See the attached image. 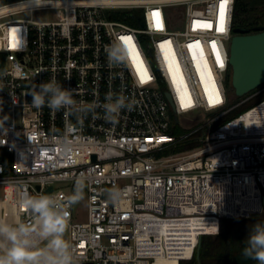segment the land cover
Segmentation results:
<instances>
[{"label":"built area","instance_id":"built-area-1","mask_svg":"<svg viewBox=\"0 0 264 264\" xmlns=\"http://www.w3.org/2000/svg\"><path fill=\"white\" fill-rule=\"evenodd\" d=\"M221 2L0 0V220L34 224L21 201L43 196L67 214L72 264H181L224 218L264 213V127L245 116L264 99L220 121L264 83L229 104L235 0L223 31ZM123 36L147 83L128 50L119 63L123 51L109 49ZM53 79L72 90L82 125L32 106L29 93ZM198 109L206 120L182 131L180 117ZM73 195L87 197L86 219H74Z\"/></svg>","mask_w":264,"mask_h":264},{"label":"clouds","instance_id":"clouds-1","mask_svg":"<svg viewBox=\"0 0 264 264\" xmlns=\"http://www.w3.org/2000/svg\"><path fill=\"white\" fill-rule=\"evenodd\" d=\"M113 47L120 48L124 53L118 62H126L127 49L124 44L117 41L115 46L111 45L109 49ZM109 59H113L111 51ZM29 94L32 96L33 107L40 109L47 106L53 111L63 109L76 116L78 124H83L84 116L72 111L76 104L72 90L65 89L55 79L39 84L38 90ZM123 108V103L118 104L117 108L107 107L106 121L116 123L115 114ZM132 108V104L127 105L129 111ZM82 111L93 112L94 109ZM64 150L71 151V141L65 140ZM81 198L80 195H73L70 199L72 203H77ZM50 204L51 201L47 197L28 196L21 201V206L36 214L34 224L19 223L13 226L0 220V264H72L71 245L63 238L68 222L67 214L57 215L51 210ZM33 233L39 240L31 239ZM41 241L47 243L41 247ZM241 254L244 258L255 261V264H264V220H258L249 227Z\"/></svg>","mask_w":264,"mask_h":264},{"label":"trees","instance_id":"trees-1","mask_svg":"<svg viewBox=\"0 0 264 264\" xmlns=\"http://www.w3.org/2000/svg\"><path fill=\"white\" fill-rule=\"evenodd\" d=\"M264 24V0H235L233 27L253 28ZM263 85V84H262ZM229 88L232 85L231 74L228 77ZM264 99V90L250 100L236 105L220 121L238 115ZM258 220H264V213L249 217H226L219 233L204 234L200 249V258L183 259L181 264H255V261L242 256L245 238L249 227Z\"/></svg>","mask_w":264,"mask_h":264},{"label":"water","instance_id":"water-1","mask_svg":"<svg viewBox=\"0 0 264 264\" xmlns=\"http://www.w3.org/2000/svg\"><path fill=\"white\" fill-rule=\"evenodd\" d=\"M251 31L247 27H235L230 45L232 85L236 94L244 95L264 83V25ZM53 186H49L48 191ZM256 212L254 216L260 215ZM203 235L199 236L196 257L200 258Z\"/></svg>","mask_w":264,"mask_h":264},{"label":"rangeland","instance_id":"rangeland-1","mask_svg":"<svg viewBox=\"0 0 264 264\" xmlns=\"http://www.w3.org/2000/svg\"><path fill=\"white\" fill-rule=\"evenodd\" d=\"M35 15H36V17L43 16L39 12H36ZM228 44L230 45V42H228ZM243 97H244L243 95L236 94L234 87L232 88V86H231L229 88V104H235L238 101H240ZM206 118H207V114L203 110L198 109V110L186 113L185 115L181 116L179 119V122H177V123H178V125L182 131H187L189 129H192L193 127H195L199 123L203 122L204 120H206ZM55 185H56V187L64 186V185H66V182L61 181V180L56 181ZM66 188L69 189L67 186H66ZM2 191H3V186L0 185V195L2 194ZM73 212H74V219L83 220V219L87 218L88 205H87V197L86 196H82V198L79 200V202L74 203ZM221 229H222V227H221ZM63 238H64V240L68 241L67 233L63 234ZM45 242L46 241H44L43 244ZM43 244H40V246H42Z\"/></svg>","mask_w":264,"mask_h":264},{"label":"snow or ice","instance_id":"snow-or-ice-1","mask_svg":"<svg viewBox=\"0 0 264 264\" xmlns=\"http://www.w3.org/2000/svg\"><path fill=\"white\" fill-rule=\"evenodd\" d=\"M227 0H222L220 4V26L218 27L219 31H223V20L225 16V10H226ZM157 27H159V24H157ZM128 50L129 57L132 59L134 67H136L137 74L140 78L141 83H147L151 77L148 75L146 69L143 68L142 61H140L139 58V52L136 49V46L133 42V37L131 36H123L120 38ZM218 63H219V58Z\"/></svg>","mask_w":264,"mask_h":264},{"label":"bare ground","instance_id":"bare-ground-1","mask_svg":"<svg viewBox=\"0 0 264 264\" xmlns=\"http://www.w3.org/2000/svg\"><path fill=\"white\" fill-rule=\"evenodd\" d=\"M245 116H246L247 120L254 121L255 123H257V125L264 127V102L261 103L260 105H258L257 107L250 109L246 113ZM14 218L15 217H12L11 219H14ZM7 219L8 218H4V221L6 222ZM199 221L200 220L198 218V226H200ZM166 264H174V261L173 260H167Z\"/></svg>","mask_w":264,"mask_h":264},{"label":"crops","instance_id":"crops-1","mask_svg":"<svg viewBox=\"0 0 264 264\" xmlns=\"http://www.w3.org/2000/svg\"><path fill=\"white\" fill-rule=\"evenodd\" d=\"M31 237H32L31 238L32 240H39V237L35 233H33ZM43 242L44 241H41V244H43ZM46 243H47V241L41 247H43Z\"/></svg>","mask_w":264,"mask_h":264},{"label":"flooded vegetation","instance_id":"flooded-vegetation-1","mask_svg":"<svg viewBox=\"0 0 264 264\" xmlns=\"http://www.w3.org/2000/svg\"><path fill=\"white\" fill-rule=\"evenodd\" d=\"M259 25H264V24H259ZM248 28V27H247ZM255 27H253V28H250V30L251 31H254L255 29H254Z\"/></svg>","mask_w":264,"mask_h":264}]
</instances>
